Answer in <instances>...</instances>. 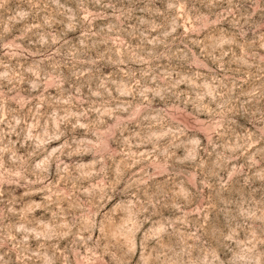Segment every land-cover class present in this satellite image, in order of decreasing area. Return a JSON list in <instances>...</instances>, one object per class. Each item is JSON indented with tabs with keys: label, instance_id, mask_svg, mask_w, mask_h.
Instances as JSON below:
<instances>
[{
	"label": "rangeland",
	"instance_id": "obj_1",
	"mask_svg": "<svg viewBox=\"0 0 264 264\" xmlns=\"http://www.w3.org/2000/svg\"><path fill=\"white\" fill-rule=\"evenodd\" d=\"M0 264H264V0H0Z\"/></svg>",
	"mask_w": 264,
	"mask_h": 264
}]
</instances>
